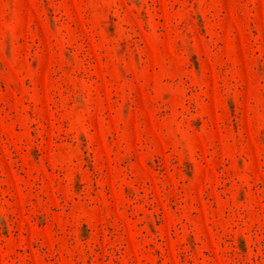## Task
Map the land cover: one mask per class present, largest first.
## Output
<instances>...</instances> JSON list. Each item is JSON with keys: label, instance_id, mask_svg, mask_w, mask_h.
<instances>
[{"label": "rangeland", "instance_id": "obj_1", "mask_svg": "<svg viewBox=\"0 0 264 264\" xmlns=\"http://www.w3.org/2000/svg\"><path fill=\"white\" fill-rule=\"evenodd\" d=\"M0 264H264V0H0Z\"/></svg>", "mask_w": 264, "mask_h": 264}]
</instances>
